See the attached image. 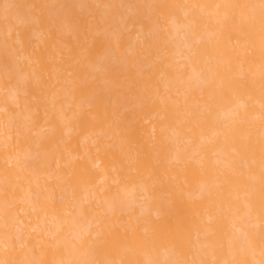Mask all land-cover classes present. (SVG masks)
<instances>
[{"label":"bare ground","instance_id":"bare-ground-1","mask_svg":"<svg viewBox=\"0 0 264 264\" xmlns=\"http://www.w3.org/2000/svg\"><path fill=\"white\" fill-rule=\"evenodd\" d=\"M0 264H264V0H0Z\"/></svg>","mask_w":264,"mask_h":264}]
</instances>
